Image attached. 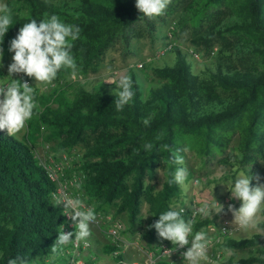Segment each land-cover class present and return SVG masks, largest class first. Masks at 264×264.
Segmentation results:
<instances>
[{"label": "trees", "instance_id": "obj_1", "mask_svg": "<svg viewBox=\"0 0 264 264\" xmlns=\"http://www.w3.org/2000/svg\"><path fill=\"white\" fill-rule=\"evenodd\" d=\"M179 1L170 0L162 15L150 19L135 8V0H5L12 23L4 37L0 36V48L3 55L9 53V41L24 23L57 15L64 23L78 26L80 32L78 39L71 41L76 70L62 68L55 80L86 74L97 69L103 53L116 40L127 44L139 26L153 28L174 13ZM220 5L225 9L219 11L226 13L217 29L241 40L239 51L250 58L247 66L218 60L213 66L204 63L206 69L199 72L192 66L190 52L174 43L168 49L175 53L174 62L154 66L159 81L151 84L147 93L135 71L128 68L123 76L130 77L134 95L123 110H116L114 89L106 83L88 89L76 82L71 92L61 85L50 93L34 91L37 107L22 138L0 130V264L17 257L28 264L34 260L49 264L53 260L45 257L52 255L60 264L64 260L59 256L65 253L64 246L57 253L50 248L64 214L62 205L52 206L57 181L34 151L38 139H54L59 148L86 141L78 166L67 169L70 178L76 171L81 175L80 197L94 210L115 205V212L125 211L131 225L139 218L145 200L150 213L145 234L150 243L172 245L149 226L162 212L177 209L175 202L182 195L181 185L168 183L170 173L185 168L169 162L173 152L184 158L188 149L205 157L230 149L233 155L226 154L221 161L241 162L244 170L254 175L252 163L264 156V0H184L176 23L201 25L211 20L209 8ZM235 136L237 143L230 147ZM145 143L153 145L151 151L144 150ZM159 170L164 174L160 185L145 181ZM239 204L233 203L235 207ZM209 220L199 218L193 231ZM257 226L264 228V218ZM222 244L263 247L264 231L226 236ZM114 249H118V264H131L119 245H103L106 253ZM154 264L172 263L157 259ZM219 264H264V254L230 255Z\"/></svg>", "mask_w": 264, "mask_h": 264}, {"label": "rangeland", "instance_id": "obj_2", "mask_svg": "<svg viewBox=\"0 0 264 264\" xmlns=\"http://www.w3.org/2000/svg\"><path fill=\"white\" fill-rule=\"evenodd\" d=\"M5 0H0L4 3ZM184 0L179 1L177 9L171 15L158 21L151 29L145 25L139 26L132 37L129 38L128 43L122 40H116L103 53L97 69L91 70L86 74H70L62 80H54L49 83H36L34 78L24 76V74H13V79H23L24 82L28 80V84L34 87L37 93H50L56 86H63L68 92L76 82L83 84L88 89L106 83L110 88L115 89V84L106 82L111 78L115 81L119 80L121 76L125 75L128 68H132L136 75L141 80L144 93H147L151 84H156L159 77L154 71V66L157 64L173 63L175 60V53L168 51L172 44L177 43L183 49L190 52L192 59V66L195 70L201 72L206 69V64L211 66L218 60L224 63H234L235 65L247 66L249 59L248 53H240L241 40L228 31L220 32L221 21L224 16L225 7L211 6L210 12H213L211 20L203 22L201 25H193L191 22L186 24H177L178 14L182 12ZM223 10V11H219ZM210 23L211 27H207ZM171 44V47H169ZM192 50V52H191ZM163 51V53H162ZM194 52V53H193ZM13 53H7L0 59V82H5L8 75L7 67L12 62L11 57ZM138 62H143L142 66L137 65ZM2 98V97H0ZM27 126L15 136L22 138L25 135ZM235 136L231 141L230 147L237 143ZM86 141H79L74 147L59 148L54 139L43 140L38 139L35 143L34 151L39 159L48 167L54 168L60 176V179L70 178L67 174V169L75 168L86 149ZM234 152L227 149L224 152L217 153L214 156L201 157L192 150H186L184 155V165L189 171V177L182 186V195L179 200L186 203L189 199H196L203 204L209 205L214 203V199L222 204L225 212L219 215L209 217L210 220L202 225L198 230L193 231V234L200 230H204L209 242L208 247V261H202L201 264H219L220 261L233 255L234 258L240 256H247L248 254H264L263 247L251 246L244 248H230L222 244L226 236L245 237L251 235L254 231H264V228L257 226L248 230H241L237 225L232 223L233 217L230 212H227V205L238 202L239 200H230V192L227 186L241 174L248 175L252 179L251 186L255 187L259 183H264V156H258L256 163H252L254 175L248 174L241 162H236L233 159L231 163H224L221 158L226 154L233 155ZM233 158V157H231ZM250 166V165H247ZM71 171V170H69ZM75 182H79L81 175L76 171L72 176ZM257 177L260 179L257 180ZM164 178L162 170H159L154 178L145 181H155L160 185ZM197 178V180H194ZM81 196V191H77ZM86 203V202H85ZM88 207H93L87 204ZM94 208V207H93ZM238 208V207H237ZM115 205H110L108 208H95L96 219L90 223L91 235L89 236L92 246L90 249L96 248L105 257V262H114L112 256L103 251L105 243L116 244L121 247L122 253L129 260L131 264H142L149 258L164 259L172 264H183L181 251L179 247L170 245L166 242L153 241L149 242L145 234V225L149 219L150 213L148 211V203L142 200L139 218L134 224H130L125 211L115 212ZM259 220L264 218V213L259 214ZM258 220V221H259ZM118 222V232L120 239L110 232V228ZM226 224L227 232L221 234L220 229ZM220 240H217V237ZM191 239V237H189ZM187 250V246H186ZM220 252V257L214 261L213 255ZM116 258L115 256H113ZM213 259V260H212ZM110 261V262H109ZM47 264V263H46Z\"/></svg>", "mask_w": 264, "mask_h": 264}, {"label": "clouds", "instance_id": "obj_3", "mask_svg": "<svg viewBox=\"0 0 264 264\" xmlns=\"http://www.w3.org/2000/svg\"><path fill=\"white\" fill-rule=\"evenodd\" d=\"M170 0H135V8L147 18H154L164 13ZM12 23L10 9L4 3H0V36L6 34ZM80 29L78 26L64 23L57 15H51L46 19L37 21L32 19L19 29L17 35L9 41L8 51L13 53L12 62L7 67L8 75L5 82H0V130H6L9 135L22 131L26 122L32 119L33 110L37 107L34 100V87L23 79H13V74H24L34 78L36 83H51L62 69L76 70V60L72 54V43L78 39ZM0 41V43H2ZM3 57V48H0V59ZM2 67V64H0ZM106 82L115 84L111 93L115 95V108L123 110L124 106L133 98L132 83L128 76H121L119 81L111 78ZM145 125L149 124L144 120ZM145 151H151L153 145L145 143ZM186 151V149H185ZM173 165H183L184 158L178 152H173L170 161ZM169 185L177 184L184 186L188 172L184 167H177L170 173ZM251 177L241 174L227 190L230 192V200H239V207L233 204L227 205V212L233 217L232 223L241 230L255 228L259 220V214L264 212V183L251 186ZM260 178L257 177V180ZM73 187L80 190L81 184L74 182ZM52 206L63 205L65 216L73 222L74 231H64L61 226L53 245L50 247L53 253H57L62 246L68 244L73 238L83 240L91 235L90 223L95 221L94 208L88 207L80 196H69L61 192L52 193ZM184 209H174L162 212L150 228H154L158 237L171 242L175 247L187 250L181 253L183 264H201L208 261V237L204 230L193 234L192 219L187 222L182 218ZM225 212L222 204L214 199V203L195 210L194 215L209 217ZM191 237V239L189 238ZM8 264H28L20 257L9 259ZM36 264V261H33Z\"/></svg>", "mask_w": 264, "mask_h": 264}, {"label": "built area", "instance_id": "obj_4", "mask_svg": "<svg viewBox=\"0 0 264 264\" xmlns=\"http://www.w3.org/2000/svg\"><path fill=\"white\" fill-rule=\"evenodd\" d=\"M171 47V44L170 46ZM163 53V51H162ZM194 53V52H193ZM143 62H138L137 65L142 66ZM26 82H28V80H26ZM48 172L51 178H53L54 180L57 181V188L53 193H57L60 194L61 192H64L66 194H68L69 196H79V193L75 191V188L73 187V183L75 182V178H68V179H60L59 178V174L57 173V171L52 168V167H48ZM194 180H197V178H194ZM85 203V202H84ZM86 204V203H85ZM87 205V204H86ZM204 204L196 199H189L188 201H186V203L181 202L179 199L175 202V207L177 209L183 208V215H184V220L185 222H187L189 219H192L194 222H196L199 218H201L200 215H194V212L196 209H198L199 207L203 206ZM63 207V205H62ZM63 214H64V210H63ZM64 226V231L68 232V231H74L73 228V222L71 221V219L67 216H65L64 214V221L61 224V226ZM118 225L119 223L116 222L114 224L113 227H111L109 230L110 232L115 235L117 237V239H120L119 236V232H118ZM60 226V229H61ZM220 233L224 234L227 232V227L226 224H223V226L220 229ZM73 239L66 245H64V251L60 252L59 256H62L64 258L63 262L61 264H91L90 262H88L85 257H84V250H86V252L89 254V249L92 246L91 240L89 237L83 239V240H79L77 241L75 239V237H72ZM217 240H220V237H217ZM181 252L186 251V246L184 248H180ZM118 252V249H114L110 255L111 256H115V254ZM90 256V259L93 257L91 254L88 255V257ZM213 259L214 261H217L218 258L220 257V252H216L213 255ZM45 259L47 261L49 260H53L52 262H50L49 264H60L58 260H56L55 255H52L50 257H45ZM212 259V260H213ZM156 258H149L148 260L144 261L142 264H154V262L156 261Z\"/></svg>", "mask_w": 264, "mask_h": 264}, {"label": "crops", "instance_id": "obj_5", "mask_svg": "<svg viewBox=\"0 0 264 264\" xmlns=\"http://www.w3.org/2000/svg\"><path fill=\"white\" fill-rule=\"evenodd\" d=\"M89 254H91L93 256L91 259H90V257H88ZM89 254L86 252V250H84V257L91 264H118V262L116 261V259L113 256H112V258H113L114 262H112V263L105 262V259H104L105 257L96 248H93V250L89 249ZM108 255H110V254L108 253Z\"/></svg>", "mask_w": 264, "mask_h": 264}]
</instances>
